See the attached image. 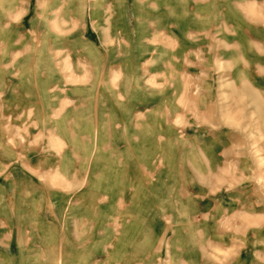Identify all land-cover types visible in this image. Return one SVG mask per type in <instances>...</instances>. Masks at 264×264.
<instances>
[{
  "label": "rangeland",
  "instance_id": "374dc122",
  "mask_svg": "<svg viewBox=\"0 0 264 264\" xmlns=\"http://www.w3.org/2000/svg\"><path fill=\"white\" fill-rule=\"evenodd\" d=\"M16 1L22 6L5 10L0 0V76L2 55L5 63L17 58L50 64L46 41L32 39L28 24L12 30L17 25L13 21L30 10V0ZM137 1L143 5L96 8L122 22L118 39L101 41L104 47H116L117 63L107 73L98 72L113 85L110 91L105 82L108 88L102 94L118 95L117 111L110 114L113 104L104 102L99 90L90 91L110 117L117 114L113 123L119 129L134 133L135 145L147 138L150 147L159 149L151 153L146 183L151 190L149 264H264V0ZM3 13L8 18L2 27L23 34L16 39V54L7 50L13 38L4 45L1 40ZM44 17L33 23L32 31L44 30ZM88 17L97 31L93 8ZM69 30L73 34L77 27ZM138 31L145 37H138ZM87 39L82 45L71 39L57 46H66L64 52L54 54V63L62 69L54 73L55 79L64 75L71 90L79 85L78 74L81 80L94 79L87 51L99 41ZM78 46L86 48L85 55H73ZM78 65L84 71L78 72ZM46 74L42 71L39 77ZM92 102L69 107L78 112L91 107L99 118ZM159 187L163 199L156 196ZM159 203H166L165 215H157ZM32 234L21 240L34 243ZM112 247H102L99 256L120 258L123 253ZM14 249L35 260L45 259L48 252L38 244ZM140 252L130 248L125 255ZM117 264L131 263L119 259Z\"/></svg>",
  "mask_w": 264,
  "mask_h": 264
},
{
  "label": "crops",
  "instance_id": "0c3cea01",
  "mask_svg": "<svg viewBox=\"0 0 264 264\" xmlns=\"http://www.w3.org/2000/svg\"><path fill=\"white\" fill-rule=\"evenodd\" d=\"M137 2L30 0V10L13 21L17 25H11L12 30L28 24L32 39L46 41L44 50L50 64L23 63L17 58L13 63H5L1 54L0 264H117L119 259L121 263L149 264L151 190L146 183L151 153L159 149L150 147L147 138L142 145H135L131 138L134 133L119 129L117 122L113 123L118 120L117 114L110 117L106 109L102 110L96 92L92 97L90 91L99 90L104 102L113 104L110 114L117 111L114 107L118 95L102 94L108 87L111 91L113 85L109 79H100L98 72L107 73L117 63L116 47H104L101 41L118 39V24L122 22L96 8L128 9L143 5ZM12 6L21 7V1L1 0V9ZM44 8L45 12L40 10ZM91 8L93 18L99 19L95 23L97 31L88 17ZM4 13L1 40L4 39V45L5 39L13 38V47L9 43L7 50L16 54V39L23 34L2 27L8 18ZM40 16H45L41 22L44 30L41 27L32 31ZM70 26L77 27V33L72 34ZM88 31L91 33L87 39ZM138 34L144 38L146 33L138 31ZM75 38L81 40L79 45L86 39L97 40L99 45L87 51L93 60L94 79L81 80L78 74L79 85L71 90L64 75L55 79L54 73L62 69L53 59L58 49L61 52L67 49L57 46L68 45ZM81 48H75L73 55H85L86 48ZM34 49L35 44L30 52ZM77 68L78 72L84 71L79 65ZM42 71L49 74L39 77ZM123 85L126 89L125 82ZM91 98L93 102L89 101ZM91 102L95 111H99V118L91 107L88 111L85 108L86 112L69 107L71 103ZM122 146L125 148L121 149ZM160 191L159 187L158 199L164 193ZM163 206L167 207L166 203L160 204L158 216L165 215ZM27 233H33L34 243L48 250L45 259L21 257L20 251L11 250L35 246L21 240ZM108 245L123 253L120 258L99 256L102 247ZM130 248L141 250V254L128 257L125 252Z\"/></svg>",
  "mask_w": 264,
  "mask_h": 264
}]
</instances>
